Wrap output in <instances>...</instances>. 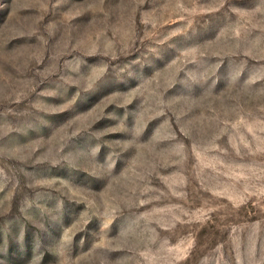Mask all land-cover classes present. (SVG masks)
I'll return each instance as SVG.
<instances>
[{"label":"rangeland","instance_id":"obj_1","mask_svg":"<svg viewBox=\"0 0 264 264\" xmlns=\"http://www.w3.org/2000/svg\"><path fill=\"white\" fill-rule=\"evenodd\" d=\"M0 264H264V0H0Z\"/></svg>","mask_w":264,"mask_h":264}]
</instances>
